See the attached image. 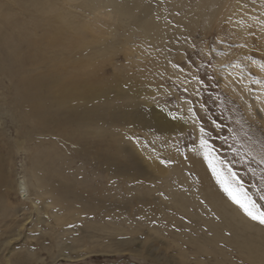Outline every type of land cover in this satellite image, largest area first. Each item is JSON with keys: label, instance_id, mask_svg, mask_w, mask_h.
Instances as JSON below:
<instances>
[{"label": "rangeland", "instance_id": "374dc122", "mask_svg": "<svg viewBox=\"0 0 264 264\" xmlns=\"http://www.w3.org/2000/svg\"><path fill=\"white\" fill-rule=\"evenodd\" d=\"M144 1L161 41L133 22L139 10L120 16L109 0H0L12 60L11 73L0 71L10 183L0 262L264 264V225L209 166L241 199L264 205V0ZM31 43L43 45V62L29 58ZM51 69L108 90L86 108L85 152L51 125L21 127L16 80L48 82ZM38 181L70 185L67 211L38 195Z\"/></svg>", "mask_w": 264, "mask_h": 264}, {"label": "bare ground", "instance_id": "6f19581e", "mask_svg": "<svg viewBox=\"0 0 264 264\" xmlns=\"http://www.w3.org/2000/svg\"><path fill=\"white\" fill-rule=\"evenodd\" d=\"M108 6L120 16L132 15V12L139 10L140 15L135 19L133 18V22L136 24L144 23V31L148 37L156 41L164 39L159 26L156 24L157 22L149 19L154 8L149 2L144 0H109ZM2 19L5 20V15H2ZM48 40L53 41V37L49 36ZM28 45L31 51L29 58H37L38 61L43 62L40 57L44 52V50H40L43 45L36 43ZM5 46V41L0 37V71L4 75L5 71L8 73L12 71L10 68L12 60L5 53ZM37 46L40 49H37ZM52 70H49V73L46 74L48 75V82L41 79L42 75H34L33 78L26 81L16 80V103L21 114V127L32 125L31 122L34 123L33 125L43 124L46 127L51 125L53 127H47L51 133L55 131L64 141L75 144L81 152H85L87 148L86 108L91 104L105 101L108 90L103 87V82L94 77L84 78L83 74L78 76V73L68 76H54ZM111 107L112 104L106 105L102 110ZM95 118L97 119V117ZM94 148L97 150L99 147L94 146ZM97 159L95 158V160ZM97 161L100 164L104 163L100 158ZM38 185L41 188L38 194L40 197L44 196L48 199L49 202L47 203L53 205L55 209L57 208V212L67 211L64 204L69 203L67 196L71 191L66 188L62 189V187H70L69 184L60 185L59 181L53 183L38 181ZM7 187H10V183L7 176L4 175L0 156V251H5L4 196ZM93 212V208L80 210L82 214ZM0 263L5 264V261ZM17 264H23V262L19 261Z\"/></svg>", "mask_w": 264, "mask_h": 264}, {"label": "snow or ice", "instance_id": "6c2138e0", "mask_svg": "<svg viewBox=\"0 0 264 264\" xmlns=\"http://www.w3.org/2000/svg\"><path fill=\"white\" fill-rule=\"evenodd\" d=\"M200 146L202 149H204L205 159H208L212 152V148L209 146L208 141L201 139ZM209 166L212 168L213 173L217 176V180L219 183H221L224 191L228 194L233 203H235L243 211L244 215L252 221L257 222L260 225H264V205L258 203L256 199L248 197L247 194H245L243 199H241L236 195V190L224 182L217 168L212 164L211 160H209ZM229 170L231 171V169ZM232 176L233 178H236L237 174L232 172ZM260 200H264V195L260 196Z\"/></svg>", "mask_w": 264, "mask_h": 264}]
</instances>
